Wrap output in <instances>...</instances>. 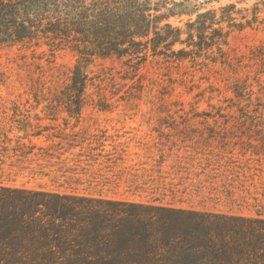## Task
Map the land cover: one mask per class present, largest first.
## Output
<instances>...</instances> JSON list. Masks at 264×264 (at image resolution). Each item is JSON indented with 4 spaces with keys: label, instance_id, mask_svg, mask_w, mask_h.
<instances>
[{
    "label": "rangeland",
    "instance_id": "rangeland-1",
    "mask_svg": "<svg viewBox=\"0 0 264 264\" xmlns=\"http://www.w3.org/2000/svg\"><path fill=\"white\" fill-rule=\"evenodd\" d=\"M231 2L192 0L191 9ZM225 49L230 65L150 57L138 73L98 59L78 117L56 102L74 53L1 49L0 182L264 216V21L232 31Z\"/></svg>",
    "mask_w": 264,
    "mask_h": 264
},
{
    "label": "trees",
    "instance_id": "trees-1",
    "mask_svg": "<svg viewBox=\"0 0 264 264\" xmlns=\"http://www.w3.org/2000/svg\"><path fill=\"white\" fill-rule=\"evenodd\" d=\"M191 1L0 0V50L47 46L52 54L74 53L56 102L78 117L98 59L122 61L131 73L150 57L230 65V33L264 21V0H231L204 11L191 9ZM249 1L251 8H239ZM185 16L184 26L171 22ZM0 264H264V216L0 182Z\"/></svg>",
    "mask_w": 264,
    "mask_h": 264
}]
</instances>
